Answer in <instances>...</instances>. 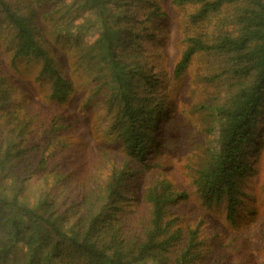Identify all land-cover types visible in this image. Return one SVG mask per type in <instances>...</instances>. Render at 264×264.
Listing matches in <instances>:
<instances>
[{
  "label": "trees",
  "instance_id": "16d2710c",
  "mask_svg": "<svg viewBox=\"0 0 264 264\" xmlns=\"http://www.w3.org/2000/svg\"><path fill=\"white\" fill-rule=\"evenodd\" d=\"M134 2L139 10L140 0H0V264L200 259L199 230L184 234L179 219L169 215L170 206L187 197L171 181L157 178L147 185V215L139 219L140 197L127 196L135 189L128 184H141L140 174L152 169L145 153L157 117L166 111L154 96L158 64L150 62L146 47V22L162 17L161 6L148 3L133 15ZM176 2L197 7L191 19L207 34L187 38L173 76L184 74L196 55L207 54L219 58L233 82L224 103L208 109L206 132L217 129L216 146L200 153L192 182L205 206L226 203L233 223L243 204L241 184L252 171L247 150L264 115V0ZM54 39L66 42L65 50ZM21 60L39 64L38 77L49 82V100L57 107L70 102L80 84L91 92L83 93L85 107L100 101L107 109L125 158L111 163L106 177L90 178L78 167L76 175L50 168L66 149L57 137L64 125L59 118L39 122L14 102L18 88L9 73L18 72ZM136 164L143 171L133 169ZM33 179L44 181L35 201L27 194Z\"/></svg>",
  "mask_w": 264,
  "mask_h": 264
},
{
  "label": "rangeland",
  "instance_id": "374dc122",
  "mask_svg": "<svg viewBox=\"0 0 264 264\" xmlns=\"http://www.w3.org/2000/svg\"><path fill=\"white\" fill-rule=\"evenodd\" d=\"M176 1L140 0L139 10L135 2L131 4L133 15H137L148 3L161 6L159 13L162 17L154 19L153 23V20L146 22L150 35L146 39V47L150 62L158 64L154 70L158 76L152 80L155 82L154 96L156 101H162L166 111L157 117V125L145 153L144 161L152 169L140 174L141 184H128V187L134 185L135 188L128 192V199L135 194L140 197L135 219H139L142 213L147 215L142 191L157 178L167 179L178 193L187 195L170 206L169 215L179 219L177 225L183 228L184 234L188 228L199 230L201 257L194 264H264V115L255 126L258 137L247 150L252 171L241 184L243 204L232 223L227 219L226 203L205 206L192 182L203 156L200 153L216 146L217 129L214 128L210 134L206 132L209 127L211 129V122L207 119L208 109L224 103L233 82L225 74L219 58L207 54L196 55L184 74L177 78L173 76L174 65L189 46L187 38L207 34L191 19L197 7ZM148 11L146 9V13ZM212 32L210 28L208 33ZM90 40L93 39L88 37V43ZM54 41L65 50L66 42ZM17 69V73H9L18 88L14 102L23 105L39 122L52 124L59 118L64 125L57 137L66 149L58 151L50 168L59 166L57 169L61 172L76 175L78 167L85 170V175L90 178L103 179L111 163L123 162L121 159L125 156L111 129L107 109L100 101L85 107L82 97H89V87L79 84L78 93L72 96L70 102L57 107L49 100V82L38 77L40 68L37 62L21 60ZM169 118L170 124L166 122L163 126ZM71 163L75 164L74 170L70 169ZM133 169L143 171L138 164ZM43 184L42 179L31 181L27 192L31 201L37 199V191L42 189ZM52 185H55L53 180Z\"/></svg>",
  "mask_w": 264,
  "mask_h": 264
}]
</instances>
